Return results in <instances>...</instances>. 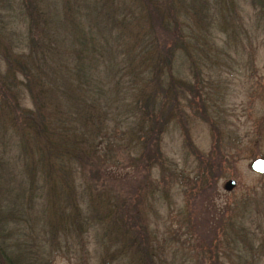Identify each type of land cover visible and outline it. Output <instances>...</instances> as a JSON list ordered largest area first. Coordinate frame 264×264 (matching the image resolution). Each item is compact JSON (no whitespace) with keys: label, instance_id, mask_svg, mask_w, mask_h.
Wrapping results in <instances>:
<instances>
[{"label":"rangeland","instance_id":"obj_1","mask_svg":"<svg viewBox=\"0 0 264 264\" xmlns=\"http://www.w3.org/2000/svg\"><path fill=\"white\" fill-rule=\"evenodd\" d=\"M29 2L31 15L25 8ZM156 2L175 15L185 40V50L174 53L171 72L188 86L179 96L181 110L159 137L163 163L146 167L139 159L147 123L139 97L115 87V80L121 86L140 84L145 55L133 48L132 65L122 62L115 77L116 65L108 71L117 60L112 57L116 32L126 48L139 44L146 30L127 13L137 3L0 0V218L9 212L3 216L7 225L0 230V247L6 258H15L13 264H146L143 247L153 264H264V173L249 167L253 158H264V8L250 0ZM116 6L125 13L116 14ZM33 15L38 24L32 39L59 42L61 64L72 23L89 31L96 44L108 40L107 47L96 46L99 51H112L99 66L108 71L98 78L107 94L91 115L76 95L45 91L43 118L71 128L54 134L58 146L50 152L44 137L20 117V109H35L28 90L3 77L5 54L29 53ZM1 81L11 92L19 90L15 110ZM188 140L203 156L224 155L212 188L205 183L200 190L195 178L179 176L180 169L194 176ZM67 144L82 151L79 159L64 154ZM71 164L68 178L64 171ZM228 178L235 184L225 191ZM20 203L30 207L20 210ZM229 204L232 219L225 222L218 212ZM245 208L248 216L240 219Z\"/></svg>","mask_w":264,"mask_h":264},{"label":"trees","instance_id":"obj_2","mask_svg":"<svg viewBox=\"0 0 264 264\" xmlns=\"http://www.w3.org/2000/svg\"><path fill=\"white\" fill-rule=\"evenodd\" d=\"M132 1L137 3V5L132 9L127 8V13L134 16L141 26L143 23L146 30L143 32L139 44L137 43L135 46L132 45L126 48H124L121 34L116 32L113 43L115 53L112 57L117 60L116 62L112 61V65L108 71L110 72L113 70L116 65L117 67L114 73H112L113 77H115L119 71L123 69L122 66L120 67V64L134 61L131 52L128 53L133 48L140 51L138 52L140 57L141 55H145L143 60L144 69L142 70V72L145 70V73L137 78L140 84H135L133 86L135 83L133 81L127 86H121L120 84L122 83L119 80H115V87L123 89L126 94L134 92V94L139 97L138 102L141 104L139 110L144 121H147L143 129L144 141L142 142V151L139 159L140 161L143 160V163H145L144 166L147 167L148 165L150 167V165L155 163L160 165L163 163L164 157L159 153V137L169 118L174 116V113L181 110L179 96L182 93L183 87L188 86L187 82L177 79L171 72L174 53L178 48H183L185 50V40H182L176 17L168 10V7L157 5L156 0ZM250 1L253 4L259 5L261 9L264 8V0ZM139 5L143 7H139ZM25 8L30 15L33 14L34 9L30 2ZM115 8L114 12L116 14L125 13V9L120 10L118 6ZM36 19L35 15H33V17L31 16L29 23L28 45L33 43V46H29V55L19 53L17 56H10L5 54L6 67L4 70L5 72H3V77L7 82H13L14 88L22 83L28 90V94L35 109H20V117H23V121L26 122L29 127L33 128L36 133L44 137L47 144L46 148L49 150L48 152H50L58 146L54 134H63L65 131H70L71 128L69 126L59 125L55 120L49 122L48 117L47 121L43 118L41 111L44 109L45 101L43 96L45 91L48 89L49 91L56 92L60 96L67 94V97H70V93H72V96L76 95L80 100H78V103H80L79 106H81L83 112H85L86 115H91V112H93L98 105V98L107 94L106 87L103 85L104 82L100 83L101 80L98 78H102L101 73L103 74V72L108 71L100 70L99 66L101 61L109 57L105 56V54H111L112 51H109L110 53L99 51L96 46L103 49L107 47L108 40L106 39L107 43L105 44H96L93 42L91 35L88 36V34H91L89 31H86V29L83 30V27L79 28L75 23H72L70 25H72L73 32L67 33V42L69 45L64 49V56L62 55L61 64L59 58L61 50L59 51L58 49L59 42L58 44H56L54 40L48 42L52 40L51 38H43L44 40L42 39V41H38L34 38L32 39L31 30L36 29L38 24ZM122 20L126 21L125 17H122ZM160 31L163 34H161ZM60 40H65V35L64 39ZM74 46H76V48L79 47L78 49L81 54L73 52V49H75ZM110 47H112L111 44ZM31 49H33V52ZM26 56L30 58V63L34 65V68L30 67ZM68 57L70 61L68 60L66 62L65 60L68 59ZM136 66L138 68V64ZM19 74L23 76V79H17ZM1 83L6 91L10 93V96H12V103L15 110V107H17L16 96L19 90L11 92L13 89H10L7 84H4V81H1ZM33 111H35L37 117H33ZM63 146L65 147L64 154H66L68 158H71L73 153L75 154L74 157L77 159L81 157L82 151L78 149L74 151L73 147L69 144ZM187 146L195 157L196 165L193 172L194 176L183 174L181 169L180 171L178 170L179 176L184 179H189L190 177L195 178L194 180L198 182V188H200V190H203L201 186L205 185V183L212 188V182L222 173L221 168L226 160L224 155L218 154L217 158L211 159L210 155L203 156L189 140ZM21 147L24 149V143H21ZM26 149L31 150L28 146ZM83 155L88 158L87 153L84 152ZM66 156H64L65 159L67 158ZM204 157H207L206 160H203ZM70 162L72 163V159ZM71 166L72 164L64 171L68 178H72V171L69 169ZM34 170V167L30 169L31 177ZM30 183H32V181H30ZM26 192L31 193V185L28 184ZM24 200H30V198H25ZM18 207L20 210L24 209L26 211L30 207V204L20 203ZM231 207L232 206L229 204L225 206L222 211L218 212L219 217L225 222H231ZM247 210L248 209L245 208L239 211L240 219L244 216H248L249 211ZM8 214L9 212L5 211L0 218V230L7 225V220L4 221L3 219L5 218L3 216H7ZM240 228L243 230L245 229L244 227ZM1 244L2 240L0 239V246ZM142 256L147 262H145L146 264H153L151 253L147 247H143ZM13 261L15 262V258ZM13 261L11 258H6L5 251L0 247V264H13Z\"/></svg>","mask_w":264,"mask_h":264},{"label":"water","instance_id":"obj_3","mask_svg":"<svg viewBox=\"0 0 264 264\" xmlns=\"http://www.w3.org/2000/svg\"><path fill=\"white\" fill-rule=\"evenodd\" d=\"M250 169L255 173H264V158L263 157H255L251 160L249 164ZM235 181L232 178H228L222 185V188L225 191L231 190V188L234 186Z\"/></svg>","mask_w":264,"mask_h":264}]
</instances>
